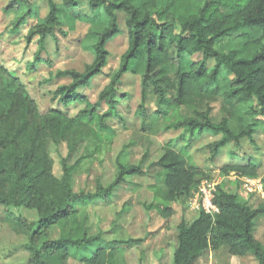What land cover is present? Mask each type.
<instances>
[{
    "label": "trees",
    "instance_id": "obj_1",
    "mask_svg": "<svg viewBox=\"0 0 264 264\" xmlns=\"http://www.w3.org/2000/svg\"><path fill=\"white\" fill-rule=\"evenodd\" d=\"M60 1L66 11L78 7L76 0ZM21 4L20 0L11 1L6 11H16ZM88 6L91 16L75 17L48 0V14L27 36V42L38 40L39 50L28 65L30 72H36L43 62L39 54L44 49L45 37L60 27L62 15L72 24L81 21L89 26L86 38L95 40L90 48L92 63L81 73L64 70L54 76L71 81L54 92L63 110L40 113L19 80L0 67V98L19 105L15 127L1 126L0 121V178L6 185L5 194H0V205L37 210L36 223L21 221L27 231L37 227L33 234L53 224L61 226L57 240L29 247L30 264H44L42 257L50 252L94 248L99 237H89L88 217L79 218L75 206L106 200L126 177L144 175L141 164L126 165L118 157L117 175L111 185L107 188L98 185L93 194H75L71 185L74 166L69 167L63 161L62 176L57 178L53 174L51 144L65 143L73 151L91 137L101 141L103 134L112 132L105 120L118 116L116 86L125 76L140 78L138 109L144 133L156 135L183 129L190 139L196 134L219 136L212 144V160L229 143L238 144L244 138L252 142L256 124L246 117L253 120L255 116L264 117V0H88ZM117 12L126 15L128 46L117 72L92 104L78 91L87 88L106 66V46L121 33ZM19 22L23 24L24 19L20 18ZM228 37L246 41L228 54L218 53L216 44ZM196 53H202L203 59L183 71V55ZM208 59L215 60L211 70L206 68ZM173 68L174 79H171ZM150 99L156 110L147 114L145 107ZM213 102L221 105L218 122L211 115ZM101 103L108 108L103 114L97 111ZM71 107H78L73 116L64 111ZM184 109L189 110L186 116L182 115ZM155 166L160 172L156 175L154 195L164 203L184 197L198 178L206 176L185 149L177 151L170 144L163 148ZM220 172L258 179V166L250 162L245 165L229 162ZM213 204L217 213L200 212L192 223L180 222L173 264H194L205 250L219 247H226L233 257L251 255L257 264H264V245L253 235L254 221L264 215V206L252 208L239 202L237 195L221 190L215 194ZM156 209L163 218L171 216L168 206ZM120 251L98 248L90 251L94 253L84 262L118 264L116 255Z\"/></svg>",
    "mask_w": 264,
    "mask_h": 264
},
{
    "label": "rangeland",
    "instance_id": "obj_2",
    "mask_svg": "<svg viewBox=\"0 0 264 264\" xmlns=\"http://www.w3.org/2000/svg\"><path fill=\"white\" fill-rule=\"evenodd\" d=\"M11 1L14 0H0V67L19 80L40 113L53 109L63 110L58 98L54 97V92L58 87L69 85L71 81L54 76L57 71L64 70L81 73L86 65L92 63L90 48L95 40L86 38L89 26L81 21L72 24L62 15L59 18L60 27L55 29L53 35L45 37L44 49L39 54L43 62L37 66L36 72H30L28 65L34 61L39 45L37 38L27 42V36L30 29L48 14V0H20L22 4L18 10L6 11ZM76 1L78 7L66 11L60 0H53L66 14L75 17L92 15L88 0ZM116 14L121 33L106 46V66L100 75L90 81L87 88L78 91L92 104L97 102L99 94L117 72L120 58L128 46L126 15L122 12ZM20 18L24 19L23 24H20ZM72 25L73 29L70 30ZM245 41L241 37L224 38L216 44L215 49L220 54H228L239 49ZM202 59V53L183 55L181 68L187 71L191 64ZM214 65V59L207 60L208 70ZM174 69L170 72L171 79H174ZM140 90V78L129 75L116 86L118 102L115 112L118 116L105 120L112 132L103 134L101 141L91 137L78 144L73 151H69L65 143L50 145L49 152L54 161L55 177L62 176L63 161L69 167L74 166L71 185L75 194H93L98 185L103 188L111 185L117 175L118 157L126 165L141 164L144 175L126 177L106 200H96L87 206L76 205L77 216L88 217L89 237H99L98 243L90 250L68 249L66 252H50L42 257L44 264H86L85 259L95 252L90 251L98 248L121 249L116 255L118 264H173V254L177 247V227L181 221L192 223L200 212H204L203 192L212 193L215 197L221 190L237 195L239 202L252 208L264 206L263 116H255L254 120L246 117L247 121L251 120L256 124L252 142L244 138L238 144L229 143L220 150L221 155L212 160V144L220 139L219 136L196 134L195 138L190 139L183 129L162 131L156 135L144 133L140 127L141 116L138 109ZM18 106L8 99L0 98L1 126L15 127ZM210 107L213 120L218 122L222 116L220 102H213ZM77 109L78 107H71L64 111L73 116ZM107 109V106L101 103L97 111L103 114ZM145 110L147 114L156 110L151 99ZM188 111L184 109L182 115L186 116ZM232 126L236 127V124L233 123ZM167 144L177 151L185 149L192 162L206 173L205 177L198 178L197 184L187 195L170 203H164L154 195L156 175L160 172L155 164ZM229 162L240 165L249 162L256 164L258 179L220 172V168ZM5 192L6 185L0 178V194ZM157 206L170 207L171 216L161 217ZM38 219V211L35 209L0 205V264H30L29 247L32 244L40 247L43 243L59 238L61 226L58 224H53L40 233L37 230L38 234H33L37 227L27 231L21 222L36 223ZM253 228L255 239L264 245V215L255 219ZM194 264H257V261L251 255L233 257L228 254L226 247H219L216 250H205Z\"/></svg>",
    "mask_w": 264,
    "mask_h": 264
},
{
    "label": "built area",
    "instance_id": "obj_3",
    "mask_svg": "<svg viewBox=\"0 0 264 264\" xmlns=\"http://www.w3.org/2000/svg\"><path fill=\"white\" fill-rule=\"evenodd\" d=\"M203 197H204V204H203V209L206 214L213 215L217 213V208L213 204V194L212 193H204L203 192Z\"/></svg>",
    "mask_w": 264,
    "mask_h": 264
},
{
    "label": "crops",
    "instance_id": "obj_4",
    "mask_svg": "<svg viewBox=\"0 0 264 264\" xmlns=\"http://www.w3.org/2000/svg\"><path fill=\"white\" fill-rule=\"evenodd\" d=\"M120 31H121V29H120Z\"/></svg>",
    "mask_w": 264,
    "mask_h": 264
}]
</instances>
